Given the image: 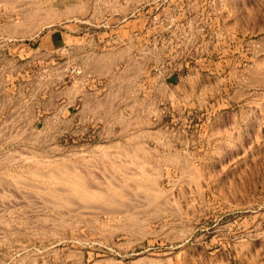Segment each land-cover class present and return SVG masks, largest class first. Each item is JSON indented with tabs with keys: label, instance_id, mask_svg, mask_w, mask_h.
Masks as SVG:
<instances>
[{
	"label": "rangeland",
	"instance_id": "374dc122",
	"mask_svg": "<svg viewBox=\"0 0 264 264\" xmlns=\"http://www.w3.org/2000/svg\"><path fill=\"white\" fill-rule=\"evenodd\" d=\"M96 263L264 264V0H0V264Z\"/></svg>",
	"mask_w": 264,
	"mask_h": 264
},
{
	"label": "bare ground",
	"instance_id": "6f19581e",
	"mask_svg": "<svg viewBox=\"0 0 264 264\" xmlns=\"http://www.w3.org/2000/svg\"><path fill=\"white\" fill-rule=\"evenodd\" d=\"M66 163V162H65ZM144 163V162H143ZM64 164V163H63ZM64 167L66 168V170L68 172H71V176H69L68 174L65 175L61 172H59L57 169L56 171H54V169L52 170H44V171H41L39 170V168L37 169H33L34 172H32L34 175H44V177H48V178H52L55 180L57 179L58 182L59 180L61 181V183L63 182V184L65 183L66 184V187L64 190L67 189V191H71L73 194L75 193V195L73 196H70V194L68 195L69 198L66 196V195H62L61 193L60 194H57L55 193L53 196L55 197H58V199H61L63 198V200L65 201L64 203L66 204V201L67 203H71V201L74 202V200H69L70 197H75L76 196L79 198V200H81L80 202L84 203V204H91V203H94V202H102V203H105L106 205L108 206H115L119 207V206H123L124 203L120 202V200L118 201L117 198H119L118 194L119 193H114L113 191L111 192V190H108L106 188H101V187H98L97 185H94V184H91L92 181H89L91 179L87 177V172L83 169H80V167L76 164H68V165H64ZM53 168V167H52ZM25 170V169H24ZM30 172V171H29ZM65 173V171H64ZM31 174V173H30ZM18 175V174H17ZM20 175H18L19 177ZM33 176V175H32ZM16 177V178H18ZM19 179V178H18ZM46 179V178H45ZM89 179V180H88ZM50 180V179H49ZM52 181V180H51ZM50 181V182H51ZM54 182V181H53ZM58 185V184H57ZM59 186V185H58ZM60 187V186H59ZM58 187V191L61 192L63 190V188H59ZM113 187V186H112ZM45 188V187H44ZM47 188V187H46ZM45 188V189H46ZM114 188V187H113ZM118 188V187H117ZM151 189H157V187H150ZM51 188H49L48 190H50ZM57 189V187H55V190ZM60 189H62L60 191ZM118 189H120L119 191L121 192L120 194H122L123 191H121V187H119ZM47 190V189H46ZM63 190V191H64ZM117 190V189H116ZM158 190V189H157ZM62 191V192H63ZM68 191V193H70ZM47 193V192H46ZM65 193V192H64ZM52 192L49 193V195L51 196ZM72 195V194H71ZM49 196V197H50ZM126 196V195H125ZM123 196H121L120 198H122ZM66 198V199H65ZM56 199V198H55ZM73 199V198H72ZM53 200V199H52ZM62 200V199H61ZM60 200V201H61ZM62 200V202H63ZM56 201V200H55ZM61 202V203H62ZM59 203V202H58ZM74 204V203H73ZM70 205V204H68ZM126 206V205H125ZM112 208V207H111ZM114 210V209H112ZM97 264V263H96Z\"/></svg>",
	"mask_w": 264,
	"mask_h": 264
},
{
	"label": "crops",
	"instance_id": "0c3cea01",
	"mask_svg": "<svg viewBox=\"0 0 264 264\" xmlns=\"http://www.w3.org/2000/svg\"><path fill=\"white\" fill-rule=\"evenodd\" d=\"M54 34H55V31H53V32L51 33V38H53ZM53 42L56 44V43L59 42V40H58L57 38H54V39H53Z\"/></svg>",
	"mask_w": 264,
	"mask_h": 264
}]
</instances>
